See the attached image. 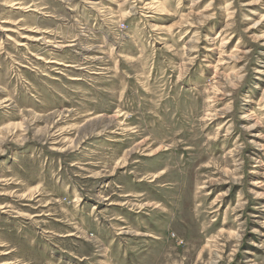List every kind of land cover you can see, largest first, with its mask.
Segmentation results:
<instances>
[{
  "label": "rangeland",
  "instance_id": "obj_1",
  "mask_svg": "<svg viewBox=\"0 0 264 264\" xmlns=\"http://www.w3.org/2000/svg\"><path fill=\"white\" fill-rule=\"evenodd\" d=\"M0 264H264V0H0Z\"/></svg>",
  "mask_w": 264,
  "mask_h": 264
}]
</instances>
